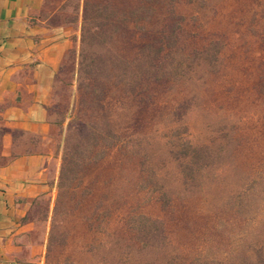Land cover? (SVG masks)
I'll use <instances>...</instances> for the list:
<instances>
[{
  "label": "rangeland",
  "instance_id": "374dc122",
  "mask_svg": "<svg viewBox=\"0 0 264 264\" xmlns=\"http://www.w3.org/2000/svg\"><path fill=\"white\" fill-rule=\"evenodd\" d=\"M83 12L97 25L88 55L112 71L99 70V87L85 90L78 112L69 106L84 91ZM54 20L79 31L50 106L61 130L56 151L63 155L69 135L94 157L66 189L49 250L57 189L35 206L32 264H114L124 251L116 238L134 244L127 264H196L203 250L221 259L229 249V261L207 264L241 262L242 190L248 206H264V0H67ZM146 43L163 47L158 79L130 64ZM104 125L114 147L87 138ZM136 215L158 220L168 244L158 236L138 252L127 226Z\"/></svg>",
  "mask_w": 264,
  "mask_h": 264
},
{
  "label": "crops",
  "instance_id": "0c3cea01",
  "mask_svg": "<svg viewBox=\"0 0 264 264\" xmlns=\"http://www.w3.org/2000/svg\"><path fill=\"white\" fill-rule=\"evenodd\" d=\"M66 1L0 0V264L36 261L33 200L56 189L61 130L50 106L79 37L54 20Z\"/></svg>",
  "mask_w": 264,
  "mask_h": 264
},
{
  "label": "trees",
  "instance_id": "16d2710c",
  "mask_svg": "<svg viewBox=\"0 0 264 264\" xmlns=\"http://www.w3.org/2000/svg\"><path fill=\"white\" fill-rule=\"evenodd\" d=\"M85 5H87V2ZM111 17L112 16H110L108 19ZM94 19L95 16H93L91 12L82 13L80 24V60L78 62L77 80L78 88L81 90L84 89V91L83 93H81V91L79 92L76 100L72 99V103L69 106V111L74 108L73 106L75 104L77 105L78 112L81 111V106L85 100V90L86 92L91 93L94 92L96 88L98 89L99 82L102 80L100 77L101 75L99 74V70L101 68H103L101 71H104V69L107 72L108 70L112 71L109 66L101 67L96 62V59L88 55L86 46L91 43L97 34V30L95 28L97 25L93 23ZM162 51V45H158L157 43H146L142 45L137 56L130 64L136 67V72H139L140 75H145V77L147 76L148 78L151 77L153 79H158V70L161 63L160 58L162 57ZM152 52L154 53L153 56L151 55ZM78 119V116L71 117L69 129L71 125ZM62 123L63 121H61L60 124L62 125ZM93 126L95 125L93 124ZM104 127V133L96 132V130L94 131L93 129L91 130L92 133L87 138L93 139L95 145L102 144L103 146L114 147L118 140L117 136L108 127L106 128L105 125ZM64 142V153L61 156V166L56 183L57 197L51 211V225L48 236L47 250L50 249L54 238V230L57 225L59 209L61 208V205L63 206L65 195L67 193L69 194L66 189H68L71 194L73 188L72 185L77 178V171L79 167L84 166L85 162H88L94 157V154L90 155V150L84 152V149L80 146L81 144L71 146L69 144V135L64 137ZM247 196V189L242 190V213L245 212V214H242V234L238 235L235 239L236 245L242 242V261L238 264H264V232L259 231V226L261 225L259 224L260 219L264 218V206H261L260 204L254 207L248 206L246 201ZM42 199L43 196L35 198L33 200V207L35 208V206L40 204ZM49 213V205L46 204V208L44 210V220H47ZM34 219L36 220L35 217ZM159 223L160 222L158 220L149 219L142 215H136L134 217L130 216L127 219V226L133 232V239L136 242L135 245H137L136 249L138 252L142 251L147 246H152L154 244L155 238L158 236H161V238L165 241V245L168 244L164 230L163 228L159 227ZM129 241L127 239L116 238L118 247L120 249L123 248L124 251L119 252L114 264H127L131 260L132 255L129 249H133L134 244L131 245ZM229 253L230 249L228 251H222L223 258L219 259L216 256L209 257L205 254V250H203L202 253L200 252V254L195 258L197 260L196 264H207L211 260H217L218 263H223L227 260L229 261V258H227L229 257Z\"/></svg>",
  "mask_w": 264,
  "mask_h": 264
}]
</instances>
